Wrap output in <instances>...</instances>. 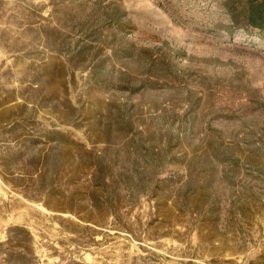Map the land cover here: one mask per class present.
Returning <instances> with one entry per match:
<instances>
[{
    "label": "rangeland",
    "instance_id": "rangeland-1",
    "mask_svg": "<svg viewBox=\"0 0 264 264\" xmlns=\"http://www.w3.org/2000/svg\"><path fill=\"white\" fill-rule=\"evenodd\" d=\"M243 5L0 0V264H264Z\"/></svg>",
    "mask_w": 264,
    "mask_h": 264
},
{
    "label": "trees",
    "instance_id": "trees-1",
    "mask_svg": "<svg viewBox=\"0 0 264 264\" xmlns=\"http://www.w3.org/2000/svg\"><path fill=\"white\" fill-rule=\"evenodd\" d=\"M243 2L242 8L245 14L240 16L241 22L246 27L256 30L264 38V3L257 0H243Z\"/></svg>",
    "mask_w": 264,
    "mask_h": 264
}]
</instances>
